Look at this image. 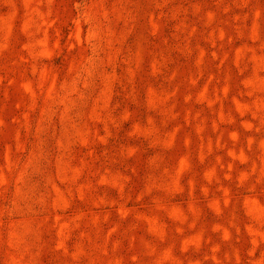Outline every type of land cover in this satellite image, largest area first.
Here are the masks:
<instances>
[{
	"label": "rangeland",
	"instance_id": "374dc122",
	"mask_svg": "<svg viewBox=\"0 0 264 264\" xmlns=\"http://www.w3.org/2000/svg\"><path fill=\"white\" fill-rule=\"evenodd\" d=\"M0 264H264V0H0Z\"/></svg>",
	"mask_w": 264,
	"mask_h": 264
}]
</instances>
